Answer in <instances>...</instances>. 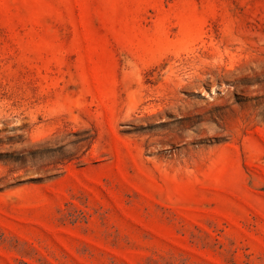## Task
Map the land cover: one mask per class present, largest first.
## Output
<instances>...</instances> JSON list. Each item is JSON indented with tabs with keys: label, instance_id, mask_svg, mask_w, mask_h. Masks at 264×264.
<instances>
[{
	"label": "rangeland",
	"instance_id": "1",
	"mask_svg": "<svg viewBox=\"0 0 264 264\" xmlns=\"http://www.w3.org/2000/svg\"><path fill=\"white\" fill-rule=\"evenodd\" d=\"M0 264H264V0H0Z\"/></svg>",
	"mask_w": 264,
	"mask_h": 264
}]
</instances>
